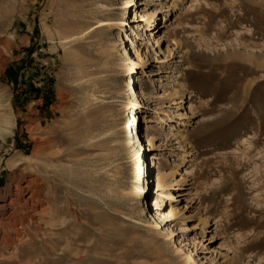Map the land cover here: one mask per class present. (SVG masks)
<instances>
[{"label": "rangeland", "instance_id": "374dc122", "mask_svg": "<svg viewBox=\"0 0 264 264\" xmlns=\"http://www.w3.org/2000/svg\"><path fill=\"white\" fill-rule=\"evenodd\" d=\"M145 1L0 0V264H264V0ZM152 154L187 194L157 230Z\"/></svg>", "mask_w": 264, "mask_h": 264}, {"label": "bare ground", "instance_id": "6f19581e", "mask_svg": "<svg viewBox=\"0 0 264 264\" xmlns=\"http://www.w3.org/2000/svg\"><path fill=\"white\" fill-rule=\"evenodd\" d=\"M159 1V0H157ZM130 2H125L124 3V9L129 5ZM146 4L145 0H140L139 6H142ZM154 11H149L147 15H141L138 13V11L133 12V19L134 18H139V22H144L145 23V28L146 31L149 33L152 31L151 28H153V23H154ZM107 23H118L120 22H107ZM139 26H136L134 30H137ZM146 32L143 31L141 32L142 37L144 40L147 38ZM148 39V38H147ZM157 40H153L155 44H157ZM132 47L129 50H126L127 53H125L124 60L120 61L119 65V70L122 74V77H127L130 74V70H132L133 66L138 63L141 65V67L144 64L145 59H141L140 52L138 51V47L142 46V43L140 41H133L132 42ZM134 59V60H133ZM178 78V77H177ZM129 79V84L126 87V95H125V102L121 105V110L123 111L124 114L127 113L128 119L122 121L121 125L123 126V134H127V138L123 136L122 140L120 141V144L122 143L123 145H128L130 143V136L133 135V131L135 126L137 125L138 122L142 121L140 117L139 110L141 109L142 111V103H141V96L142 93L137 87L138 85H135L134 82H137V84L140 83V79L136 78L135 81L132 80V78ZM162 98V97H160ZM184 101L181 99L178 101L177 104H181ZM130 112V113H129ZM169 120L164 119L162 122L165 124ZM6 124V123H4ZM7 134L6 128H4L3 124L1 123L0 125V136H4ZM135 139L138 141V138ZM154 138L152 135H147L141 140L142 147H147L150 150H157L159 147L156 146V144L153 143ZM162 144V143H161ZM129 153V152H128ZM134 155L130 156L132 158ZM151 167L148 168L149 172H147L148 175L151 173V184L148 185H142L140 186L139 183L134 182L136 179L135 176L131 177L128 181V185L124 188L123 192L126 193V195L131 196L133 199L132 200H140L141 198H146V197H153L149 199V202L147 203V207L154 208L155 214L153 218V223L151 225L152 230L159 229V228H165L168 224H172L175 222L180 221L181 222V212L182 208L178 207L177 205H174V201L176 199H184L187 194H185L184 191L180 192H172L173 190H178L177 187L180 186L181 179H174L172 176L174 174L173 169H169V171H164V168L162 166V163L160 162L159 157L156 154L151 155ZM151 171V172H150ZM168 172V173H167ZM189 172L187 169L183 171V175H187ZM172 178L174 179L172 181ZM181 178V177H180ZM155 196V197H154ZM165 198L167 202L163 203L162 199ZM168 200H170L168 202ZM183 201V200H182ZM149 207V208H150ZM154 213V212H153ZM206 224V223H204ZM181 232L185 231H191L193 230L194 227L192 225L190 226H180ZM166 232L171 236L172 231H169L166 229ZM159 235V234H158ZM202 239L201 243H206L208 239ZM153 244H155L153 242ZM186 264L190 261V256L186 255Z\"/></svg>", "mask_w": 264, "mask_h": 264}]
</instances>
